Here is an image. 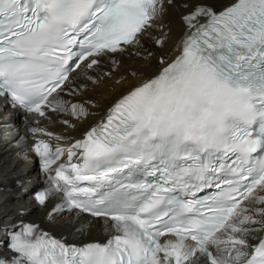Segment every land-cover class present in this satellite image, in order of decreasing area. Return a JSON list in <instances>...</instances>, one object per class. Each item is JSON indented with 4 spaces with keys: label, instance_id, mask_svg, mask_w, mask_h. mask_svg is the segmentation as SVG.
Segmentation results:
<instances>
[{
    "label": "snow or ice",
    "instance_id": "snow-or-ice-1",
    "mask_svg": "<svg viewBox=\"0 0 264 264\" xmlns=\"http://www.w3.org/2000/svg\"><path fill=\"white\" fill-rule=\"evenodd\" d=\"M0 144V264H264V0H0Z\"/></svg>",
    "mask_w": 264,
    "mask_h": 264
},
{
    "label": "bare ground",
    "instance_id": "bare-ground-1",
    "mask_svg": "<svg viewBox=\"0 0 264 264\" xmlns=\"http://www.w3.org/2000/svg\"><path fill=\"white\" fill-rule=\"evenodd\" d=\"M129 64H135L134 60L128 61ZM111 85L102 86L99 90L103 96H98L97 99L102 103L107 104V101L112 99L114 93L108 89ZM19 119V118H17ZM54 130L60 131V126H53ZM15 149L11 144H0V219L16 218L17 210L29 204L28 196H17L16 194V179L20 175L27 174L21 172L20 165L14 160L13 153ZM6 184L5 187L1 185ZM37 213L32 211L30 218H36Z\"/></svg>",
    "mask_w": 264,
    "mask_h": 264
},
{
    "label": "rangeland",
    "instance_id": "rangeland-1",
    "mask_svg": "<svg viewBox=\"0 0 264 264\" xmlns=\"http://www.w3.org/2000/svg\"><path fill=\"white\" fill-rule=\"evenodd\" d=\"M5 185H6V184H4V183H3V184L1 185V187H2V186H4V187H5Z\"/></svg>",
    "mask_w": 264,
    "mask_h": 264
}]
</instances>
